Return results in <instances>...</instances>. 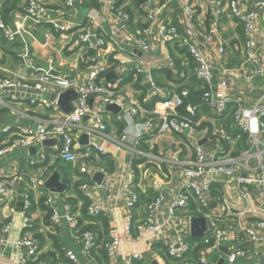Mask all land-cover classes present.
<instances>
[{
    "label": "built area",
    "instance_id": "obj_1",
    "mask_svg": "<svg viewBox=\"0 0 264 264\" xmlns=\"http://www.w3.org/2000/svg\"><path fill=\"white\" fill-rule=\"evenodd\" d=\"M81 1L84 2L62 0L61 11L51 17L48 4L41 0H23V7L8 24L3 15L6 0H0V59L7 43L18 42L15 57L23 69L12 73L0 65V72H4L0 75V108L23 104L26 98V104L37 113L51 111L48 119L38 118L35 130L18 127L0 130V157L16 148L41 145L46 140L55 139V146H58L48 155L43 151L40 160L29 161L30 166L38 167L33 174L22 173L21 178L27 181L22 192L4 185V177L0 175V201L10 205L11 212L21 201L23 211L28 213L32 199L43 197V205L51 213V225L65 221L69 231L75 234L80 230L77 227L81 218L80 202L74 205L71 197L62 199V193L43 194L42 189L56 162L78 164V173L91 181L96 172L104 175L100 184L92 181L80 186L88 200L85 216L90 220L100 217L108 220V240L104 243L99 242L93 229L79 232L80 255L85 264H99L95 258L97 254L104 257L106 264H219L220 260L222 264H238L239 260L245 261L243 264H264V219L245 218L247 207L241 208L243 203L254 202L256 210H260L264 203V147H261L264 143L259 138L264 131V99L234 109L232 119L238 130L247 136L248 148L238 157L222 159L221 152L205 150L199 145L206 134L196 130L198 123L192 119L194 109L187 107V114L178 110L190 95L187 88L170 93L160 87L152 75L153 69L163 65L173 73L178 71L177 63L179 68L185 66L181 74L184 76L187 72L200 83L201 100L211 114H225L233 101L225 74L220 72L221 78L217 81L214 76L217 63L226 55L216 24L204 31L203 18L194 23L196 11L192 0L175 1L180 12L178 25L164 19L166 3L159 5L146 0L142 5L137 2L139 8L143 6L145 23L142 28L130 32L127 27L133 22L130 8L133 12L139 9L133 0H95L96 7L85 8L79 7ZM119 2L122 5H118ZM204 7L210 10L213 18H232L241 26L244 36L242 61L233 75L247 83L255 77L264 81V22H261L260 13L264 11V0L251 4L245 0H204ZM194 24H199V29ZM168 45H173L174 54L163 60H145L135 55L139 51L149 56L157 47ZM34 47L42 50L40 64L35 63ZM111 72L117 76L114 84L105 78ZM139 76L147 86L145 102L159 98L152 110H146L144 102L133 98L131 89L121 93L123 90L118 87L123 77L136 81ZM67 91L75 92L76 97L71 101L70 111L65 113L50 96ZM96 100L101 104L95 105ZM102 104L119 108L113 114L121 130V146H115L118 151L121 147L139 146L141 141L149 142L167 135L181 137L188 130L186 137L193 145L194 159L179 160L178 155L174 159L166 158L154 154L150 148L132 152L119 171L124 179L117 178L119 172L109 174L95 169L92 162L86 160L87 156L91 152L105 154L106 143L118 144L107 133ZM83 135L86 144L79 143ZM165 168H169V175ZM153 176L168 178L175 185L165 191L162 182H156L158 185L146 182ZM223 177L236 180L238 199L233 202L222 199L218 207L212 208V186ZM148 190L152 198L140 204L139 193ZM54 196L61 208L53 205ZM226 209L236 210V221L224 222L221 215ZM193 217L208 221V232L199 239L196 258L192 255L196 244L191 243L190 235ZM11 222L12 219L4 231ZM31 227V219L25 214L22 230ZM129 242H141L145 251L130 250ZM16 244L27 249L19 258V264H27L28 260L33 264H47L38 258L42 252L38 250L36 239H18ZM251 246L259 251V260L253 263L248 261ZM222 247L227 248V254L222 253ZM145 252L150 253L147 260ZM59 254L66 264H81L73 250L61 247ZM60 264L63 263L60 261Z\"/></svg>",
    "mask_w": 264,
    "mask_h": 264
},
{
    "label": "crops",
    "instance_id": "obj_2",
    "mask_svg": "<svg viewBox=\"0 0 264 264\" xmlns=\"http://www.w3.org/2000/svg\"><path fill=\"white\" fill-rule=\"evenodd\" d=\"M14 0H6L5 6L3 9V15H5V21L8 24L14 19L15 14L23 7L24 2L21 0L16 7L14 8L13 5ZM44 3L48 4V14L51 17H55L59 14L62 9V0H41ZM89 0H84L80 2L79 7L85 8L88 6H95V0H91V5H86V2ZM154 4H164L166 3V7L163 11V17L166 21L177 24L180 18V12L176 5V0H151ZM247 4H251L255 0H245ZM131 2V0H130ZM195 4V11H196V18L194 23L199 21L201 18L204 19L203 24L201 25L204 31H207L211 24L215 23L218 30L219 35L225 45L226 48V55L225 59L219 61L216 65V72H215V80H219L220 72H223L226 77V82L228 83V91L230 92L232 103H230L228 107V111L223 114L222 116H214L213 114L210 115L209 112L204 113L200 116L199 124H207L209 125L213 132L212 135L215 138L208 137V131L202 129L200 131H204L206 137L201 138V146L205 150H216L221 152L220 155L222 159H228L233 157V154H236L239 150V141H240V133L236 125H233V122L228 117V114L234 111V109L239 106L243 105L244 107H248L252 105L256 100L259 98L264 99V81L260 77H255L251 79L249 83L245 82L242 78H238L233 75L234 69L238 67V65L242 61V48L244 42V36L241 29V26L237 24L235 20L232 18H219L215 19L211 15V12L208 8L204 7V0H192ZM118 5H122L121 2ZM261 22H264V11L261 10ZM144 9L143 6L138 9L137 12H133L130 8V15L133 18L132 23H128L127 27L130 32H135L137 29L142 28L145 23L144 17ZM77 19H80V15L77 16ZM197 29H199V24H194ZM40 32L43 31V28H40ZM1 43V42H0ZM4 49L3 57L0 59V65H2L6 71L16 73L23 71L22 67L20 66L18 60L15 57V51L18 50L19 43H7ZM34 51L36 53V64H40L43 62V58L41 56V48L34 47ZM135 53V52H134ZM174 54L173 45H168L166 47H157L155 50L151 52V55H141V52L137 51L135 53L136 56H141L145 60H155L160 59L163 60L164 57H170ZM5 56V57H4ZM108 62L110 60L108 59ZM185 67V66H184ZM183 67V68H184ZM218 67V68H217ZM183 68H181L183 70ZM163 70V73H158L159 71ZM182 70H178L173 73L170 69H167L166 65H163L160 69H153L152 75L156 83L160 82L162 87L165 88L170 93L175 92L178 88V82L185 80L184 84H190L193 88L192 90H196L197 83L195 80H190L191 76L187 72L184 76L181 74ZM4 72H0V75H4ZM155 73V75H154ZM133 81V79L129 77H123L118 87L121 93H126L125 90L131 89L130 93L133 98L138 99L140 102H144V107L146 110H152L154 107L151 106V102H145V92L147 86L143 84V78L141 76L137 77ZM159 85V84H158ZM160 86V85H159ZM194 96V95H192ZM196 97V96H194ZM200 101V98H199ZM202 101V100H201ZM26 103V102H24ZM156 103V102H155ZM154 103V104H155ZM101 104L98 100L95 101V105ZM200 105V104H199ZM104 105L102 104L101 110ZM189 107V104L188 106ZM190 108V107H189ZM3 111V112H1ZM105 112V120L107 123V133L108 135L116 140V143H106L104 148L106 149L105 154L101 155H110L115 163V169L112 173H117L121 169L124 168V164L129 160L132 156L133 151H148L150 148L153 150L154 154H161L163 157L174 159L176 155H178L179 160H193V145L189 141V139L183 135L184 139L180 136H172L167 135L165 137L157 138L155 140L141 141L139 146L134 147H121L118 151L115 146H121V142L119 140V135L121 134V130L118 124H115L113 113L109 111ZM211 112V111H210ZM51 111L45 110L44 112L37 113L33 107L27 104H8L5 107L0 108V130L5 127L9 128H31L33 130L34 126H37V120L40 119H48ZM212 113V112H211ZM227 124V125H225ZM223 136H225L223 138ZM260 141L264 143V131L260 133ZM3 139H6L4 137ZM248 144V140H247ZM248 146V145H247ZM35 148V151H29L28 148H16L11 152L6 153L5 155L0 157V175H3L2 182L4 185L9 187H14L22 192L25 189V183L27 182L25 177L21 178L22 173L25 174H33L35 171L36 166H30L29 161L40 160V155L43 151L46 153L51 152L52 150L56 149L58 146L53 147H43L42 145H34L31 146ZM131 149H129V148ZM261 147H264L261 145ZM179 149L181 151L179 152ZM244 151V150H242ZM240 151V154L242 153ZM179 152V153H178ZM99 155L97 153L91 152L87 156V161L92 162V158L98 163V160L95 157ZM97 158V157H96ZM136 162V161H134ZM96 163H93V167L95 169H101L98 167ZM99 164V163H98ZM65 165V166H64ZM59 164V166H64L66 177L70 178L72 182L78 180V164ZM168 171V173H167ZM166 174L169 175V168H165ZM111 174V173H109ZM117 178L124 179V176L121 175L119 172ZM169 179H162V178H155V176L151 177V183L162 182L163 189L166 191L167 189L173 187L175 182L168 181ZM150 183V184H151ZM158 185V183H156ZM49 191L45 188L42 189L43 194H47ZM75 193L71 189H67L62 193V199L64 197H68L74 200L75 204L77 205L78 199L77 196L75 197ZM211 197H212V208L218 207L221 203L222 199H225L228 202H233L234 200L238 199V192L236 191V180L235 179H226V178H218L216 183L213 184L211 189ZM39 197L37 200L34 198L32 199V209L28 213L23 211V207L21 208L22 211H17V206L14 207V211L11 212L9 210L10 205H6L0 201V264H19V258L24 256L27 252V249L24 246H18L16 244L18 239L24 238H34L36 239V234H39L43 237V241H41V247L39 246L40 242L36 239L39 247V251L42 252L38 257L40 260L45 261L47 264H51L52 257L48 256L50 253H55L56 260H59V252L61 247H65L67 249L73 250L76 255L78 256L81 264H85V260L80 255V244H79V231L75 234L69 231V227L65 221H62L59 225H51L49 213V221H46L44 218L47 214L46 209H43L42 206L39 204ZM56 200V197H53ZM21 202V201H19ZM74 204V205H75ZM53 205L60 207L59 200H56ZM256 204L254 202H246L242 204V207H247V213L245 214V218H249L251 220H259L264 219V211L262 209L256 210ZM254 211V212H253ZM27 214L32 222V227L30 229L22 230L23 224V216ZM221 217H223L224 222L227 224L236 221L237 215L236 210H225ZM12 219V222L7 231H4L5 223L9 222ZM80 229V228H78ZM129 249L133 250L136 249L140 252H144V245L141 242H129L128 243ZM226 247H222L221 251L224 250ZM59 250V252H58ZM250 256L248 261L253 263L256 260H259V251L258 248H254L251 246ZM227 252V248H226ZM224 254V252H222ZM148 252L144 253L145 259L149 258ZM96 260L99 264H106L105 259L100 254L95 256ZM242 260H239L238 264H243ZM27 264H33L31 260L27 261ZM55 264H60V262H56ZM118 264H121L118 262Z\"/></svg>",
    "mask_w": 264,
    "mask_h": 264
},
{
    "label": "trees",
    "instance_id": "obj_3",
    "mask_svg": "<svg viewBox=\"0 0 264 264\" xmlns=\"http://www.w3.org/2000/svg\"><path fill=\"white\" fill-rule=\"evenodd\" d=\"M20 1L21 0H14L12 6L15 8L16 5ZM133 2H134V5L137 8H139V6L137 4V1L133 0ZM86 5H91V0L87 1ZM126 11L129 13V10H126ZM4 17H6V16L4 15ZM239 65H238V67H239ZM179 67H180V64L177 63V69L179 71L182 70ZM163 72L164 71L161 70L158 73H163ZM154 75H155V73H154ZM193 79L198 84L197 87H196V90H192L191 88H193V87L190 84H184L185 80H182V81L178 82L179 87L175 90V92H179L181 87H186L187 90H188V93L190 95H194V96L200 98V105L197 108L194 109V115L192 117L193 121L197 123L199 121L200 116L202 114L209 112L210 115H211V112H210L209 108L207 107V105L204 102L201 101V95H202L203 90L200 88V83L193 76H191L190 80H193ZM158 84L160 85V87H162V84L160 82H158ZM158 100H159V98L153 99L151 101V106H153L154 103L157 102ZM187 106H188V102L184 99L182 106L178 109L179 112L182 113V114H187V111H186ZM1 112H3V111H1ZM232 115H233V110H232V112H230L228 114V117L230 118V122L232 120L233 125L235 126V123H234V121L232 119ZM225 125H227V124H225ZM205 128L208 131V137L209 138H215V136L212 135L213 130H212V128L209 125L201 123V124L196 126V130L197 131H200V130L205 129ZM239 133H240V141H239V144H238L239 145V150L237 151L236 154H233V157H238L240 155V151L246 150L248 148V146H247L248 145L247 144V136L245 134L241 133V131H239ZM181 138L184 139L183 135L181 136ZM1 147L2 146H0V148ZM46 154L48 155L49 153H46ZM96 157H95V159L98 160L99 164L96 163L93 158L91 160H93L92 162L96 163L98 165V167H100L102 170H104L107 173H112L114 171L115 163H114V161H113V159L111 158L110 155H101V154H99ZM59 164H60V162H56L55 163L54 170L59 167ZM77 176H78V180H76L75 182H72L70 178L66 177L65 169H63V172H62L63 182L67 185V189H71L76 194L75 196H77L78 202H80V204H81V218L78 219V224H77V227L80 228L79 232H81L84 229H88V228L93 229L98 234L99 242H103L104 243V242H106L108 240V220L105 217H100V218H95V219H91L90 220V219H88L87 216H85V208H86V206L88 204V200L82 194V192L80 191V186L84 182L92 183V181L88 177H86V176H84V175H82L80 173ZM139 194H140V204L147 203L153 196L152 192L150 190L145 191V193H139ZM43 201H44V198L41 197L39 199V204L42 206L43 209H46L47 214H46L44 219L46 221H49V213H48L47 208L43 205ZM73 203L75 204L74 200H73ZM32 206L33 205H32V202H31V209H32ZM198 216H200V215H198ZM87 222H89L90 224H86ZM35 236H36V239L38 240V242H40L39 246L41 247V241H43V237L41 235H39V234H36ZM200 241L201 240H199V239L191 238V243L192 244H196V246L194 247V250L192 252V255H193L194 258H196V256H197L196 252H197L198 248L200 247ZM58 252H59V250H58ZM55 255H56L55 253L48 254V256L52 257L51 264H55L58 261L59 262L61 261L63 264H66V261L63 259L62 254H59V260H56V256ZM38 258H40V257H38Z\"/></svg>",
    "mask_w": 264,
    "mask_h": 264
},
{
    "label": "water",
    "instance_id": "obj_4",
    "mask_svg": "<svg viewBox=\"0 0 264 264\" xmlns=\"http://www.w3.org/2000/svg\"><path fill=\"white\" fill-rule=\"evenodd\" d=\"M138 4L142 5L146 2V0H137ZM52 75L56 76L58 75L56 72H52ZM106 80L110 84H114V82L117 80V76L115 73L111 72L105 76ZM76 94L73 91H67L64 93H61L59 95H52L50 96V100H57L58 105L60 106L61 110L65 113L69 112L71 109V101L75 99ZM186 101L188 102L190 109H195L199 106L200 101L198 97H194L192 95H188L186 97ZM104 111L112 112L113 114L117 113L119 111V108L115 105H104L102 107ZM36 129V126L33 127V130ZM188 134V130H185L183 132V135L186 136ZM56 140H46L41 143L43 147H53L56 145ZM80 144H86V137L83 135L79 138ZM199 145H201V142L199 141ZM29 151H35L34 147L28 148ZM64 166H59L55 170L52 171V173L46 178V180L43 183V187L48 190L50 193L53 194H60L63 193L67 185L63 182L62 178V172H63ZM244 177V175H243ZM104 180V175L101 172H96L92 176V181L96 184H100ZM17 211L21 212L23 207V202L17 203ZM262 210H264V203L262 205ZM208 232V221L203 218H196L193 217L190 220V235L193 239H201L203 238ZM225 254L226 248L223 250ZM223 260H220L219 264H222ZM154 264V262H153Z\"/></svg>",
    "mask_w": 264,
    "mask_h": 264
},
{
    "label": "rangeland",
    "instance_id": "obj_5",
    "mask_svg": "<svg viewBox=\"0 0 264 264\" xmlns=\"http://www.w3.org/2000/svg\"><path fill=\"white\" fill-rule=\"evenodd\" d=\"M46 7H47V5H46ZM219 28V27H218ZM0 42H1V38H0ZM5 57V56H4ZM22 102H23V104H26L27 103V99L26 98H24L23 100H22ZM24 102H26V103H24ZM11 221V220H10ZM9 221V222H10ZM9 222H7V223H9ZM7 223H5V225L7 224Z\"/></svg>",
    "mask_w": 264,
    "mask_h": 264
}]
</instances>
